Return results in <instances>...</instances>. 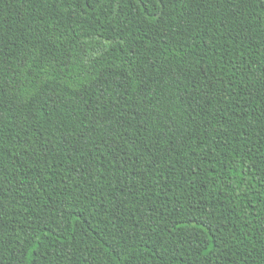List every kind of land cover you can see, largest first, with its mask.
<instances>
[{"label":"trees","instance_id":"obj_1","mask_svg":"<svg viewBox=\"0 0 264 264\" xmlns=\"http://www.w3.org/2000/svg\"><path fill=\"white\" fill-rule=\"evenodd\" d=\"M0 264H264V0H0Z\"/></svg>","mask_w":264,"mask_h":264},{"label":"snow or ice","instance_id":"obj_2","mask_svg":"<svg viewBox=\"0 0 264 264\" xmlns=\"http://www.w3.org/2000/svg\"><path fill=\"white\" fill-rule=\"evenodd\" d=\"M98 2H99V0H87V5L89 7H93V10H94V4L98 3ZM163 2H164V0H161V3H163Z\"/></svg>","mask_w":264,"mask_h":264}]
</instances>
